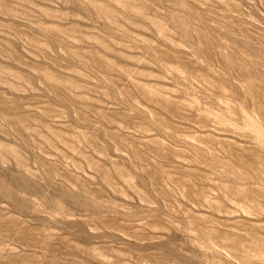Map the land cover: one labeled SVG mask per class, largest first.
I'll list each match as a JSON object with an SVG mask.
<instances>
[{"label": "rangeland", "instance_id": "1", "mask_svg": "<svg viewBox=\"0 0 264 264\" xmlns=\"http://www.w3.org/2000/svg\"><path fill=\"white\" fill-rule=\"evenodd\" d=\"M0 264H264V0H0Z\"/></svg>", "mask_w": 264, "mask_h": 264}]
</instances>
